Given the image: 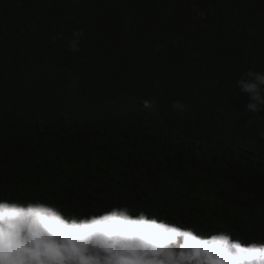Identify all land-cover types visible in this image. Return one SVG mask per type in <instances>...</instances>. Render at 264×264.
<instances>
[{"label":"trees","instance_id":"trees-1","mask_svg":"<svg viewBox=\"0 0 264 264\" xmlns=\"http://www.w3.org/2000/svg\"><path fill=\"white\" fill-rule=\"evenodd\" d=\"M247 70L264 72V0H0V199L263 242Z\"/></svg>","mask_w":264,"mask_h":264},{"label":"clouds","instance_id":"clouds-1","mask_svg":"<svg viewBox=\"0 0 264 264\" xmlns=\"http://www.w3.org/2000/svg\"><path fill=\"white\" fill-rule=\"evenodd\" d=\"M84 36L83 29L72 32L71 52L80 51ZM236 83L241 115L264 121V72L247 70ZM171 107L189 110L181 101ZM124 205L67 215L40 201L0 199V264H264V241L204 232Z\"/></svg>","mask_w":264,"mask_h":264}]
</instances>
